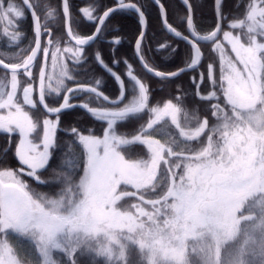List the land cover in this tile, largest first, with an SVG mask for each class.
I'll list each match as a JSON object with an SVG mask.
<instances>
[{
    "label": "snow or ice",
    "instance_id": "snow-or-ice-1",
    "mask_svg": "<svg viewBox=\"0 0 264 264\" xmlns=\"http://www.w3.org/2000/svg\"><path fill=\"white\" fill-rule=\"evenodd\" d=\"M181 2L189 13L183 23L196 41L197 30L189 0ZM117 4L118 7L105 8L102 12L93 4L84 8L82 14L89 22L103 26L112 15L131 9L144 28L145 5L137 6L125 0H117ZM152 4L159 9L162 23H166L163 0H152ZM39 7L34 0H22V7L0 0V25L5 37L17 43L21 41L24 34L17 25L26 19L25 10L33 17L34 27L33 39L27 47L18 53L0 56V110L6 113L0 114V130L6 134L18 133L15 156L22 165L19 174L0 172V264H28L27 257H21L10 243L13 236L31 244L34 264H82V258H88L90 264H98L100 258L103 264H120L113 248L97 243L96 230L87 226L92 205L89 197L100 176L116 181L117 192L107 202L99 200L97 204L114 222L127 224L129 235L124 239L129 244L135 243L138 231L144 235L143 225L137 223V216L146 214L143 205L162 203L161 199H149V194H154L171 202L178 219L189 212H198L199 219L216 227L224 239L239 242L237 253L229 258L228 264H264V0H249L245 17L228 25L230 29L240 30V34L222 29L223 0H213V10L218 14L216 26L197 42L210 43L214 51L220 53L221 82L214 76L215 65L211 62L206 65L207 75L200 71L198 76L190 77L196 90L207 79V91H194V95L206 104L208 116L214 121L211 126L209 118L201 117L197 111H192L191 115L186 112L182 124L180 86H177V95L162 107H150L149 89L136 78L127 61L126 76L135 81L138 92L134 90L131 96L126 95L124 81L105 63L99 51L94 54L95 61L118 82V97L110 99L99 91V79L94 81L96 86L81 83L67 60L70 58L74 67L84 64L86 47L103 34V27H96V35L84 37L68 26L65 35L70 39L67 46L62 47V38L51 32V28L59 27L60 21L42 24L36 11ZM69 9V0H61L59 10L53 8L47 15L52 17L55 13L57 17L67 18ZM166 30L188 43L175 27L169 25ZM42 36L47 37L43 47ZM144 37L145 32L141 30L134 46L140 53L137 59L145 71L161 81L196 71L202 63L201 49L196 43H190L186 67L170 73L154 70L144 62L141 46ZM221 40L231 46L235 61L227 56ZM110 43L119 46L121 40L114 39ZM166 47L175 54L176 49L171 45L162 44L157 50ZM112 51L115 65L118 63L115 49ZM49 58L51 73L46 71ZM237 61L242 68L237 66ZM21 76L25 78L23 86ZM18 92L21 93L19 98ZM82 95L86 97L84 102L72 103ZM48 96L59 98L61 102L50 106L46 102ZM94 101L98 106H90ZM26 106L37 111L42 108L46 116L54 118L34 120ZM75 108L97 121L106 122V130L96 135L92 129L82 132L75 126L70 127L65 133L68 140L61 149V174L54 181L58 190L49 195L31 189L22 176L31 177L38 184L44 183L39 170L49 165L60 116ZM145 112L151 113L152 118L129 134L131 139L119 133L121 122L141 119L140 114ZM169 119L178 132L162 143L161 139L153 137L161 121L167 124ZM201 137L204 138L202 145ZM137 146H146L148 158H132ZM2 177L9 178L10 182ZM72 181H79L77 187L83 190L85 198L66 208L63 191ZM249 185L256 188L257 194L244 191ZM229 190L240 195L225 200L223 193ZM126 198L136 199L138 203H122ZM60 212L66 214H58ZM105 236H108L107 231ZM123 255L121 251L119 256ZM172 264H183V261ZM206 264L210 261L206 260Z\"/></svg>",
    "mask_w": 264,
    "mask_h": 264
},
{
    "label": "trees",
    "instance_id": "trees-1",
    "mask_svg": "<svg viewBox=\"0 0 264 264\" xmlns=\"http://www.w3.org/2000/svg\"><path fill=\"white\" fill-rule=\"evenodd\" d=\"M12 1L18 3L22 7L21 0ZM34 2L40 6L39 10L36 11L37 15L41 17L42 24L47 23L51 25L54 24L56 20L60 21L59 27L51 28V32L53 35L62 38V47L67 46V42L69 40H67L65 35L64 17L62 15L57 17L55 13L52 17L47 15L48 11L52 10L53 8L59 10L61 0H34ZM125 2L137 3V6L140 4L145 5L144 10L146 12L145 17L147 20V33L141 45L142 55L145 57V62L148 63V65L154 70L164 73L177 71L182 66L186 67V61H188L189 53L191 51L189 45L179 41L175 37L165 32L163 29L159 9L152 4V0H125ZM189 2L193 9V24L197 30L196 34L200 36L208 35L210 30H214L217 21V15L213 10V0H189ZM248 2L249 0H223V30H229L233 31L234 34H240V30L230 29L228 25L235 19H243L245 17V5ZM93 4H96L99 10L102 12L105 8H112L116 6L117 0H69L71 28L73 29L74 33L79 36H91L96 29L97 24L94 22H89L85 17H83L82 14V10L84 8L90 7ZM163 4L167 13L168 24L172 27H175L176 30L181 33V35L188 36V29L183 21L186 19L189 13L185 9V6L181 0H163ZM237 4H239V7H237ZM25 15L26 19L17 25V27L24 34L19 43L12 41L10 37H3L1 35L2 32L0 25V56H7L9 53H18L21 48L27 47L29 42L33 39V22L27 10H25ZM117 29L118 31H116ZM141 30L142 28L137 22V16L133 11L122 10L121 12L112 15L103 26V34L100 35L99 40L86 47V62L78 67H74V65L71 63L69 68L74 72L79 70L78 75L75 73L76 78L81 83H85L88 86H96L95 84H92L90 81H88L93 77L96 79L99 77L107 80V85H105L102 80L103 84L100 83L98 90L102 92L105 91L104 94L111 98H117L119 94L118 82L115 81L113 77H110V75L107 74L105 70L96 63L94 54L96 51H99L105 63L109 67H112L113 71L120 77L122 76V73L124 74V69H126L125 65H122L121 61H127V63L132 66V71L136 78L147 85L149 89L150 107H162L164 103L177 95V86H180L182 93V103L180 106L182 107L184 115L186 112L191 115L192 111H197L201 117L207 116L209 118L211 126L214 121L210 116H208L206 104L202 101H199L194 95V91H199L200 93L207 91V79L205 80L204 85L199 90H196L190 81V77L198 76L200 71H204L207 75L206 65L211 62L215 65L214 76L217 78L218 83H220V77L222 76V73L220 72V53L215 52L214 47L211 44H200L203 59L196 71L185 73L173 80L161 81L160 79L146 73L136 59L134 46ZM114 39L121 40L119 46H115L110 43V41ZM221 43L224 44V50L227 54L229 51V45L222 40ZM162 44L171 45L173 48H175V54H173V52L167 47L158 51L157 49H159L160 45ZM113 49H115V60L118 62L117 65L113 64ZM37 64H39V62ZM122 80L124 81L126 95L131 96L134 90L138 92V85H136L135 81L131 80L129 77H124ZM68 83L70 84V82ZM173 102L176 101L174 100ZM79 116L83 117L81 115ZM140 116L141 119H131L126 122H121L118 127L119 133L131 138L129 134L136 132L140 124L145 123L150 119V113L148 112L142 113ZM65 126L71 127L74 125L65 124ZM78 126L80 128L88 127L92 129L96 135H102L105 127L102 123L89 124L83 123V121H81V125H76V127ZM64 137L65 136H63L62 133L58 132L56 139L57 144L54 151L52 152L49 165L46 171L39 174L44 183L38 184L31 182L30 185L32 189L41 193H48L49 195L55 193L58 190V186L54 183V181H56L61 174V149L63 144L66 142V139H62ZM13 138L16 137H12V139H10L8 135L0 133V172L4 169L16 170L20 167L17 157L15 156V145ZM203 140L204 138L201 137V145ZM15 142L17 143V140H15ZM189 143L196 144L197 142ZM145 157L146 151L140 146H137L132 152V158ZM78 183L79 181H72V183L68 184L64 188L63 199L66 208L75 204L76 199L82 200L79 197H81L83 194H73ZM128 190L132 189L129 188ZM246 191H251L252 193L257 194L256 188L252 185H249L246 188ZM226 193H228V191H226ZM236 195L240 194L238 193ZM99 198L102 199V194L95 195V199H92V201L97 203V201L100 200ZM159 198L160 197H157L154 194H149V199ZM122 203H138V201L133 198H126ZM96 206L99 207L98 204ZM241 218L243 219V216ZM70 230L71 229H69V231ZM128 235L129 233L127 235L123 234L122 236H119L120 238H118L116 241L117 245H114V248L121 249L118 250L119 252L114 251L115 253H120L121 251L124 253L123 257H120L119 254H116L120 260V264H172V262L176 261L173 257L174 252L166 254L160 251V253L158 252L157 254H154L152 247H143V245L139 244L144 240L141 238L143 235H140L139 233L137 234L135 243L129 244L128 241L124 239ZM103 237L105 240L107 239L106 236ZM179 238L180 237L173 236L170 242L167 241L162 243L163 247L167 249L169 246L172 247L173 244L177 245V242L180 241ZM61 239L63 238L61 237ZM199 239H201L200 243H196V240L193 239H187L185 242L180 243L178 250H176L178 252H176V258L178 260H182L183 264H206V260L210 261V264H228L229 258L233 254L237 253L239 248V242L233 243L228 241L224 239L219 234V232L215 233L212 238H203L201 235ZM96 242L104 244L103 240H98ZM200 245H202L201 248H198ZM31 248L33 249L32 246ZM194 248L196 249L195 252ZM82 264H90L88 258H82ZM98 264H103L102 258H100Z\"/></svg>",
    "mask_w": 264,
    "mask_h": 264
},
{
    "label": "rangeland",
    "instance_id": "rangeland-1",
    "mask_svg": "<svg viewBox=\"0 0 264 264\" xmlns=\"http://www.w3.org/2000/svg\"><path fill=\"white\" fill-rule=\"evenodd\" d=\"M6 3H12L16 7H21L18 3L12 1V0H5ZM87 18V17H86ZM1 35H3V26L1 25ZM223 41V40H222ZM224 42V41H223ZM231 46L229 45V51H228V57H231L235 61V53L231 52L230 50ZM68 64L70 65L71 63L74 65V62L71 61L69 58L67 60ZM237 66L242 68V65L240 66L238 61H237ZM49 73H51L53 70L51 68V59H49L48 62V68L46 69ZM57 73L59 72V67L55 70ZM24 77L21 76V86H23V81ZM18 98L21 96V93L18 92L17 94ZM156 107V106H155ZM27 110V106H26ZM149 113V112H148ZM0 114H6L4 110H0ZM152 118V114L150 113V119ZM181 122L182 124L184 123V112L182 110L180 114ZM166 127H162L159 130L157 129L156 135L153 138L160 139L161 142H165L167 137H172L173 133L174 135L178 132V130H169L165 129ZM163 130V131H161ZM174 131V132H173ZM0 132H3V130H0ZM162 132V134L160 133ZM165 132V133H164ZM4 133V132H3ZM10 136L13 135H18V133H13V134H8ZM42 135V133H41ZM34 140H36V134H33L32 137ZM19 139L17 140V144L19 145ZM131 139V138H129ZM183 139V138H181ZM38 142V141H37ZM147 150V149H146ZM149 155V154H148ZM22 167V165H21ZM163 167V165H162ZM20 169V168H19ZM19 169L10 170V169H4L1 170V172H6V171H12L14 173L19 174ZM41 170H39L40 172ZM28 177L26 175L22 176V179L29 185L31 188V185L27 181ZM2 179L5 180V182H10L9 178L7 177H2ZM32 189V188H31ZM246 191V189L244 190ZM83 190L76 187L74 190L73 194L78 195L82 194ZM113 192V190H112ZM234 192V195H233ZM239 192L229 190L228 193H224V199L225 200H230L233 198H237L236 195ZM96 193L95 195H97ZM240 194V193H239ZM84 196V195H82ZM79 197L81 199H84L85 197ZM94 196L92 195L89 197L90 199ZM235 196V197H234ZM159 199L162 200V203L156 204L155 206L149 205V204H144L143 208L145 209V215L143 216H137V223L143 225V232L144 235L141 237L143 242H140L139 244L143 245V247H148L154 250V254H157L158 252H164V253H173L174 259L177 261L178 259L176 258L178 246L181 242H185L187 239H193L196 240V243H200L201 239L200 236L202 235L203 238H212V236L218 232L216 227L213 225L207 224L199 219V216L201 215L198 212H189L179 219L176 216V213L172 210L170 203L168 200H164L163 197L161 196ZM92 200V199H91ZM81 200L76 199V203H78ZM74 205V204H73ZM96 202H92V205L89 209V220L87 222V226L89 228L95 229L96 230V241L98 240H103L104 244H107L111 248H113L114 251L121 250L120 248H114V245H117V240L120 238L119 236H122L123 234L127 235L129 232L127 230V224L126 223H117L114 222L110 216L109 213L106 212H101L100 208L96 206ZM125 211H133L132 209H126ZM61 215H64V213H58ZM83 226V225H82ZM71 231V230H70ZM105 231L108 232V236L106 237L107 239L105 240L103 236H105ZM139 233V231H138ZM208 233V234H207ZM207 235V236H206ZM174 237H180V241L177 242L176 244H173L172 247L169 246L167 249L163 247L164 242H170V240ZM205 236V237H204ZM63 238V237H62ZM196 238V239H195ZM199 239V240H197ZM210 240V239H207ZM10 243L13 244L14 247L17 248L18 253L21 257H27L28 259V264H34L33 257L35 256L34 249L31 248V245L27 242H21L18 239H16L15 236H13L10 239ZM98 243V242H97ZM101 244V243H99ZM150 244V245H149ZM202 245H200L198 248H201ZM119 252V251H118ZM116 254H119V253ZM177 252V253H176Z\"/></svg>",
    "mask_w": 264,
    "mask_h": 264
},
{
    "label": "flooded vegetation",
    "instance_id": "flooded-vegetation-1",
    "mask_svg": "<svg viewBox=\"0 0 264 264\" xmlns=\"http://www.w3.org/2000/svg\"><path fill=\"white\" fill-rule=\"evenodd\" d=\"M83 17H85L84 15H83ZM70 18H71V15H70ZM86 18V17H85ZM87 19V18H86ZM95 32V31H94ZM94 34V33H93ZM92 34V35H93ZM67 37V36H66ZM100 37V36H99ZM99 37H98V39L97 40H99ZM46 39H47V37H45V36H42V42H43V45H42V47L43 46H45V42H46ZM67 40H69L68 38H67ZM52 51V50H51ZM51 53V52H50ZM50 59V58H49ZM121 61V60H120ZM38 62H40V58L38 59V61H37V63ZM49 62V61H48ZM121 63H122V65H125V61H121ZM115 65H117V64H115ZM106 72V71H105ZM126 72H127V69H124V74L122 73L121 75V79H123L124 77L125 78H127V76H125V74H126ZM75 73H76V75H78V73H79V70H77V71H75ZM107 74H108V72H106ZM110 77H112L111 75H110ZM123 77V78H122ZM97 79H99L100 80V82H101V84H103V82H104V84L105 85H107V80H105V79H102V78H97ZM96 80V78H92V79H90V80H88V81H90L92 84H94V81ZM102 80H103V82H102ZM105 92V91H104ZM103 92V93H104ZM33 98L34 99H36L37 97H36V95H35V93L33 94ZM110 99H112L111 97H110ZM86 100V97L85 96H79V97H77L76 99H74V100H72V103H74V104H79V103H82V102H84ZM46 102L50 105V106H58L59 105V103L61 102L60 101V99L59 98H53V97H51V96H48V97H46ZM90 106H92V107H95V106H98L97 105V102H92L91 104H90ZM27 110H29L30 111V114H32L33 115V118H34V120L35 119H37V117H39V119L42 121V119H44V118H54V117H51V116H46L45 114H44V110L42 109V108H40L38 111L37 110H34V109H30V108H28L27 107ZM79 115H81V116H83V117H80ZM166 119H168V118H166ZM81 121H83V123H92V124H94V123H102V124H104V130H106V122H103V121H97V120H95V119H93V118H91L90 116H89V114H87L85 111H83L82 109H80V108H75V109H73V110H71V111H66V112H63L62 114H61V116H60V124H59V126H58V128H57V134H58V132L59 133H62V135L63 136H65L64 138H62V139H66L65 141H67L68 140V137L65 135V133L70 129V127H68V126H65V124H72V125H74L75 127H76V125H81ZM72 127V126H71ZM162 127H166L165 129H167V131H169V130H176L175 129V127L173 126V125H171L170 124V119L168 120V123L167 124H165V122L164 121H161V126H157V129L159 130L160 128H162ZM77 128H79L82 132L85 130V129H90V128H80L79 126L77 127ZM39 131V130H38ZM161 131H163V130H161ZM173 131V132H174ZM0 133H2V134H4V135H8V134H6V133H3V132H0ZM161 134H162V132H160ZM165 133V132H164ZM57 134H56V139H57ZM85 134H87V133H85ZM163 135V134H162ZM9 137H10V139H12V137H16V138H13L14 139V145H15V147H14V149H16L17 147H18V144L15 142V140H18V136L17 135H13V136H10V135H8ZM173 136H174V133H173ZM168 138H170V137H167V139ZM159 139V138H158ZM161 139V138H160ZM56 144H57V140H56ZM55 147H56V145H55ZM55 147H54V149H55ZM145 151H146V157L145 158H148V154H147V150H146V146H143L142 147ZM54 150H52L51 151V157H52V152H53ZM51 157H50V159H51ZM127 158V157H126ZM17 160H18V158H17ZM20 164V163H19ZM48 167V166H47ZM19 168H21V164H20V167ZM18 168V169H19ZM47 169V168H46ZM46 169L45 170H41L40 172H39V174L41 173V172H44V171H46ZM14 171H16V170H14ZM42 180V179H41ZM27 181L29 182V184L31 183V182H35V183H37L33 178H28L27 179ZM112 190H113V192H112ZM116 192H117V182L116 181H114V180H109V179H106L105 177H103V176H100V177H98L97 178V180H96V182H95V184L93 185V188H92V193L94 194V196L91 198V199H95V194L96 193H98V194H102V199L105 201V202H107L108 200H110L115 194H116ZM100 200H102L101 198H99ZM92 202H94V201H92Z\"/></svg>",
    "mask_w": 264,
    "mask_h": 264
},
{
    "label": "water",
    "instance_id": "water-1",
    "mask_svg": "<svg viewBox=\"0 0 264 264\" xmlns=\"http://www.w3.org/2000/svg\"><path fill=\"white\" fill-rule=\"evenodd\" d=\"M21 2H22V0H21ZM189 4H190V2H189ZM190 6H191V4H190ZM116 7H118V4L116 5V6H114V7H112V8H116ZM125 10H130V11H132L131 9H125ZM70 9H69V16L67 17V18H65L64 17V20H65V33H66V29L68 28V26H71V23H70V20H71V18H70ZM216 15H217V18H218V14L216 13ZM31 16V15H30ZM191 16H192V18H193V9H192V7H191ZM31 19H32V22H33V17L31 16ZM164 19L166 20V23H162V25H163V29L165 30V32L166 33H168L169 35H171V36H173V37H175L174 35H172V34H170V32L169 31H167L166 29L168 28V26H169V24H168V22H167V13H166V11H165V15H164ZM145 20H146V17H145ZM104 26V25H103ZM103 26H101V25H97L96 27H103ZM221 27H223V23H221ZM144 32H145V35H146V33H147V20H146V25L144 26V28L142 29ZM33 32H34V27H33ZM94 35H96V32H94V34L93 35H91V36H94ZM195 35H196V37H197V40L196 41H194L193 40V37L191 36V35H188V36H184V37H186L187 38V40H188V43H186L187 45H189L190 43H196V45H197V47H199L200 48V44H210V43H204V42H197V41H199V37H201L200 35H197L196 33H195ZM183 36V35H182ZM67 38L68 39H70L68 36H67ZM176 38V37H175ZM176 39H178V38H176ZM144 40V39H143ZM179 41H182V42H184V40H181V39H178ZM97 41V40H96ZM95 41V42H96ZM94 42V43H95ZM143 42V41H142ZM142 42H141V45H142ZM74 43V42H73ZM185 43V42H184ZM41 45H43V42H42V37H41ZM134 50H135V47H134ZM50 52H51V49H50ZM201 53H202V51H201ZM138 54H140V53H137V51L135 50V56H136V59H137V55ZM38 59H39V57H38ZM202 59H203V54H202ZM138 60V59H137ZM38 61V60H37ZM138 62H139V64H140V66H141V61L140 60H138ZM145 62V61H144ZM199 66V65H198ZM142 67V66H141ZM143 68V67H142ZM143 70L145 71V69L143 68ZM146 73H148V74H150L149 72H147V71H145ZM189 72H191V71H189ZM189 72H185V73H189ZM184 73V74H185ZM151 76H153L152 74H150ZM140 82H142L141 80H139Z\"/></svg>",
    "mask_w": 264,
    "mask_h": 264
}]
</instances>
